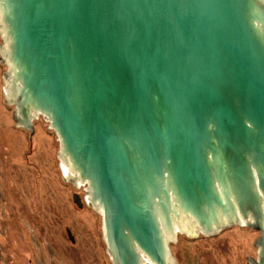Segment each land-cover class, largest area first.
<instances>
[{
	"label": "water",
	"instance_id": "1",
	"mask_svg": "<svg viewBox=\"0 0 264 264\" xmlns=\"http://www.w3.org/2000/svg\"><path fill=\"white\" fill-rule=\"evenodd\" d=\"M0 27L13 120L48 118L112 264H174L184 226L264 264V0H0Z\"/></svg>",
	"mask_w": 264,
	"mask_h": 264
},
{
	"label": "rangeland",
	"instance_id": "2",
	"mask_svg": "<svg viewBox=\"0 0 264 264\" xmlns=\"http://www.w3.org/2000/svg\"><path fill=\"white\" fill-rule=\"evenodd\" d=\"M6 42L0 27V264H112L102 214L89 205L88 185L65 175L69 163L48 118L34 120L33 134L13 120L15 106L4 89ZM185 229L178 228L171 244L174 264H248L257 258L259 234L248 228L212 237Z\"/></svg>",
	"mask_w": 264,
	"mask_h": 264
},
{
	"label": "bare ground",
	"instance_id": "3",
	"mask_svg": "<svg viewBox=\"0 0 264 264\" xmlns=\"http://www.w3.org/2000/svg\"><path fill=\"white\" fill-rule=\"evenodd\" d=\"M6 45H7V42H6ZM5 51H7V49H5V50H2V56L4 57V54H5ZM5 93L7 94V96H8V84L6 83L5 84ZM65 175L67 176V178H72L73 176H74V174H72V171L70 170V168H69V166L68 165H66L65 167ZM77 182H79V181H77ZM183 231V230H182ZM183 232H185L186 234H188V235H197V234H199L200 232H198V233H196V232H191V231H189V230H184Z\"/></svg>",
	"mask_w": 264,
	"mask_h": 264
}]
</instances>
